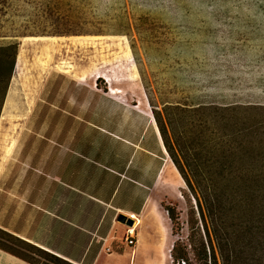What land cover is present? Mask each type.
Masks as SVG:
<instances>
[{"label": "rangeland", "instance_id": "374dc122", "mask_svg": "<svg viewBox=\"0 0 264 264\" xmlns=\"http://www.w3.org/2000/svg\"><path fill=\"white\" fill-rule=\"evenodd\" d=\"M263 16L264 0H0V41L20 42L0 113L4 223L55 241L54 216L64 215L57 205L68 192L67 160L109 147L107 124H87L101 123L96 105L69 100L87 96L76 86H98L105 102L119 92L127 108L142 106L152 120L161 118L190 173L220 167L205 161L230 153L233 142L264 141ZM221 54L230 55L231 82L211 68L213 55ZM199 100L205 104L196 106ZM163 200L179 213L172 233L160 207L168 217L163 248L179 240L195 260L193 193L186 184L178 199ZM168 253L166 264H175Z\"/></svg>", "mask_w": 264, "mask_h": 264}, {"label": "crops", "instance_id": "0c3cea01", "mask_svg": "<svg viewBox=\"0 0 264 264\" xmlns=\"http://www.w3.org/2000/svg\"><path fill=\"white\" fill-rule=\"evenodd\" d=\"M259 31L258 35L264 36V30ZM217 57L211 58L217 63L211 68L214 72L222 69L231 82L233 66L225 63L230 55ZM214 72L211 78H216ZM75 88L87 96L69 100L72 104L96 105L95 118L101 123L89 120L87 124L101 129L103 122L107 124L103 130L109 147L84 151L67 160L68 192L64 203L57 205L64 215L54 216L55 241L46 243L35 235L11 229L4 223L7 203L2 202L0 227L77 264H166L170 249L163 248V238L169 216L161 217V200L164 196L178 199L186 182L166 149L157 121L142 106L140 110L127 108L120 102L119 92L105 102L98 86ZM203 104L196 101V106ZM119 214H136L140 219L136 245L129 246L124 240L125 225L117 220ZM0 264L28 263L0 248Z\"/></svg>", "mask_w": 264, "mask_h": 264}, {"label": "trees", "instance_id": "16d2710c", "mask_svg": "<svg viewBox=\"0 0 264 264\" xmlns=\"http://www.w3.org/2000/svg\"><path fill=\"white\" fill-rule=\"evenodd\" d=\"M8 36V35H3ZM20 42L0 41V113L15 69ZM156 116V115H155ZM156 121L165 146L196 199V259L186 245L175 241L170 254L176 264H264V141L230 145L229 151L211 156L218 168L197 167L187 172L179 163L161 118ZM243 148L244 151L233 149ZM257 150V152H256ZM228 151V150H227ZM161 202L176 231L177 206ZM0 248L28 264H77L41 245L0 227Z\"/></svg>", "mask_w": 264, "mask_h": 264}, {"label": "built area", "instance_id": "2783aa9c", "mask_svg": "<svg viewBox=\"0 0 264 264\" xmlns=\"http://www.w3.org/2000/svg\"><path fill=\"white\" fill-rule=\"evenodd\" d=\"M128 217L134 220L133 225H125V233H124V240L127 242L129 246L136 245L138 241V233L136 225L139 224L140 219L137 217L136 214H129Z\"/></svg>", "mask_w": 264, "mask_h": 264}, {"label": "water", "instance_id": "95a60500", "mask_svg": "<svg viewBox=\"0 0 264 264\" xmlns=\"http://www.w3.org/2000/svg\"><path fill=\"white\" fill-rule=\"evenodd\" d=\"M117 220L119 222H121L122 224H125V225H133L134 224V220L125 214H119Z\"/></svg>", "mask_w": 264, "mask_h": 264}]
</instances>
